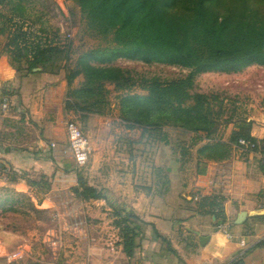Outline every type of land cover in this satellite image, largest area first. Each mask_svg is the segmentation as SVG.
<instances>
[{"label": "rangeland", "instance_id": "374dc122", "mask_svg": "<svg viewBox=\"0 0 264 264\" xmlns=\"http://www.w3.org/2000/svg\"><path fill=\"white\" fill-rule=\"evenodd\" d=\"M19 3L23 7L21 16L15 9ZM0 12V22L6 32L11 24L9 18L13 16L15 20L21 19L23 30L29 32L31 39L40 37L42 41L51 40L65 46L68 54L67 59L50 61L43 72H27L24 59L19 64L15 57L20 53L7 47V34L0 36V102L4 93L20 96L23 87H28V97L38 96V100L32 104L20 96V103L15 104L18 100L14 102L11 99L6 110H2L0 106V264H65L74 255L72 250L84 248V238H74L68 228L74 222L67 220L68 212L77 211L80 202L77 204L73 201L70 206L74 207L71 208L65 202L67 195L62 193L64 206L44 207L43 199L49 193L52 181L43 170L46 167H63L55 155L57 149L54 148H67L69 145L67 120L78 122L94 148L86 165L78 166L74 160L69 165L74 167L83 180L87 183L93 180L89 170L94 165L96 170L103 169L105 173L110 167L122 171L121 168H115L119 165L118 159H100L104 152L113 157L118 155L120 163L125 166L129 157L121 155L127 154L129 148L118 138L123 126L120 123L125 124L119 113V96L127 92L147 94L148 84L152 79L156 78L161 82L179 80L185 78L190 69L158 62L145 63L136 59L115 58L101 65H114L127 70L129 81L122 88L113 83L106 84L109 93L103 113L66 108L70 89L65 81L66 75L76 68L77 60L83 53L112 47V34L103 36L91 29L75 0H5L0 5ZM93 63L100 64L96 61ZM35 76L39 77L34 85H29L26 78L32 79ZM63 80V93L55 92V88L61 87ZM83 82L84 75L81 73L74 79L71 87L79 88ZM193 84L191 92H202L210 98L217 119L211 132L212 138H226L238 127L237 123L245 122L251 128L254 123H258L264 139V65L252 64L231 72H201L194 76ZM52 96L53 99H58L59 105L60 102L64 104V118L60 122L56 118V111L60 106H52L47 102ZM90 117L98 120L95 122ZM163 133L167 134L164 140H156V132L154 135L146 133L141 147L136 149V156L142 157L147 153L148 158L150 154L149 163L152 168L156 165H172L176 168L177 161H174L173 155L177 154L180 155L178 162L181 161L180 158L183 159L190 169L203 142L194 143L192 133L182 134L171 126H164ZM165 140L168 144H164ZM102 162L106 163L102 165ZM161 177L164 175L161 174ZM161 180L163 179L160 178ZM142 181L144 182L143 179ZM72 192L75 197L74 188ZM76 197L77 200L81 199ZM116 220H119L118 216L112 218L109 225H116ZM136 223L140 226V220ZM91 224L96 225L97 222H79L76 225H82L89 231L86 226ZM118 232L121 234L122 229ZM52 250L57 251L54 262Z\"/></svg>", "mask_w": 264, "mask_h": 264}, {"label": "trees", "instance_id": "16d2710c", "mask_svg": "<svg viewBox=\"0 0 264 264\" xmlns=\"http://www.w3.org/2000/svg\"><path fill=\"white\" fill-rule=\"evenodd\" d=\"M5 0H0V5ZM88 25L103 36L112 34L114 45L103 50L83 53L77 66L66 75L70 89L66 108L102 114L107 103V83L125 87L128 71L114 65H101L115 58L141 60L145 63H164L189 68L185 78L161 82L154 78L147 94L127 92L119 96V113L128 127H140L144 134L156 140L166 139L164 126L182 134L192 133L194 143L203 142L197 152L200 157L223 160L231 156L232 145L239 138L254 141V151L264 156V139L251 135V126L237 123L232 133L212 138L216 117L210 98L202 92H191L194 76L206 71H238L252 64L264 65V0H75ZM18 15L23 7L17 4ZM1 17V12H0ZM13 17V16H12ZM9 18L6 32L0 22V36L6 33L8 48L19 64L22 58L27 72L40 73L50 61L67 59V48L42 38L31 39L23 30L21 19ZM96 61L100 64H94ZM40 67L41 70L34 71ZM84 75L79 88H72L74 79ZM20 103L19 94L2 96ZM12 102V104L14 103ZM11 104V105H12ZM154 135V134H153ZM49 190V189H48ZM81 199L105 198L102 190L89 185L78 173L74 188ZM223 198L204 196L198 201L200 211L212 213L216 225L223 221ZM116 226L121 230L124 251L133 255L140 226L131 212H118ZM122 225H124L122 227ZM221 264H243L242 258L229 259Z\"/></svg>", "mask_w": 264, "mask_h": 264}, {"label": "crops", "instance_id": "0c3cea01", "mask_svg": "<svg viewBox=\"0 0 264 264\" xmlns=\"http://www.w3.org/2000/svg\"><path fill=\"white\" fill-rule=\"evenodd\" d=\"M38 77L26 78L28 84L33 86ZM65 81H62L61 87L55 88V92L63 93ZM1 82L0 77V87ZM27 92L28 87H23L20 92L26 102L32 104L38 100V96L28 97ZM47 102L60 106L56 111L60 122L64 118V104L60 102L59 105L58 99H53V96ZM90 119L98 120L94 117ZM120 125L123 126L118 138L129 148L127 154H121L129 156L126 165L120 163L118 155L113 157L104 152L100 159H118L119 165L115 168L123 170L110 167L105 173L103 169L96 170L95 165L89 170L93 180H89L88 184L102 190L105 198L77 200L76 196H72V190L78 184V174L74 167H69L74 159L68 147L54 148L63 167H46L43 170L52 181L49 193L43 199L44 207H60L66 202L72 208L74 206L70 203L80 202L77 211L68 212L67 220L74 222V225L68 226L74 238H84V248L72 250L74 255L65 264H221L240 251H243V264H264V156L261 153H241L233 144L231 156L227 159L217 161L196 154L195 163L189 169L183 159L178 162L180 155L176 154L173 155L174 161H177L176 168L172 165L152 168L150 154L148 158L147 153L142 157L136 156V149L141 147L146 137L143 129L130 128L126 123ZM251 135L263 137L258 123H254ZM222 140L227 141L225 137ZM164 144H168L166 140ZM160 178L163 180L160 181ZM62 193L67 195L65 202ZM196 193L201 196L200 199L209 195L223 198V221L228 223L232 238L217 228V219L212 213L198 209L200 199H194ZM253 210L261 213L248 214L242 222H238L242 212ZM119 211L123 214L131 212L140 220L135 239L137 248L133 255L124 251L119 228L109 225ZM89 221L97 222L96 225L86 226L89 231L82 225H76ZM199 236H208L209 239L200 245ZM241 239L247 242L243 249L240 247ZM52 251L54 262L57 251Z\"/></svg>", "mask_w": 264, "mask_h": 264}, {"label": "built area", "instance_id": "2783aa9c", "mask_svg": "<svg viewBox=\"0 0 264 264\" xmlns=\"http://www.w3.org/2000/svg\"><path fill=\"white\" fill-rule=\"evenodd\" d=\"M11 103V99L8 96H4L2 98V102L0 104L2 110H6ZM66 131L68 136V151L73 157L75 163L78 166H84L87 164V162L90 160L93 147L91 144L90 139L87 137V135L82 130L81 126L78 124L75 120H68L66 123ZM235 147L238 149L239 152H254V149L256 147V143L250 139L246 138H239L237 143L235 144ZM200 195L196 193L194 195L195 200L200 199ZM229 225L225 221H220L217 224V228L221 230L228 238H232V234L229 231ZM247 246V242L244 239H241L240 241V247L243 249ZM243 254V251H240L238 255H234L231 257V260L241 257Z\"/></svg>", "mask_w": 264, "mask_h": 264}, {"label": "water", "instance_id": "95a60500", "mask_svg": "<svg viewBox=\"0 0 264 264\" xmlns=\"http://www.w3.org/2000/svg\"><path fill=\"white\" fill-rule=\"evenodd\" d=\"M42 68L40 67H37V68H34L33 70L34 71H38V70H41ZM261 213L259 210H253L251 212H242L240 217H239V221L238 222H242L245 217L248 215V214H259ZM215 219V217H214ZM209 237L208 236H199V242H200V245H204L207 241H208Z\"/></svg>", "mask_w": 264, "mask_h": 264}]
</instances>
